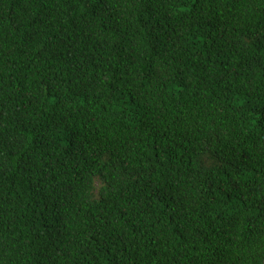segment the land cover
Wrapping results in <instances>:
<instances>
[{
    "label": "trees",
    "instance_id": "trees-1",
    "mask_svg": "<svg viewBox=\"0 0 264 264\" xmlns=\"http://www.w3.org/2000/svg\"><path fill=\"white\" fill-rule=\"evenodd\" d=\"M0 264H264V0H0Z\"/></svg>",
    "mask_w": 264,
    "mask_h": 264
}]
</instances>
